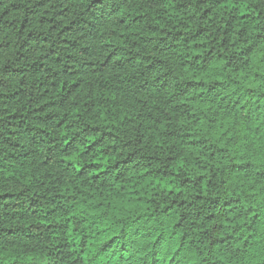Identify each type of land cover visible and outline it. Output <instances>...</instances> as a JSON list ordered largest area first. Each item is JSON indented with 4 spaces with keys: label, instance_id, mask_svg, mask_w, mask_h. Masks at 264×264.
<instances>
[{
    "label": "trees",
    "instance_id": "trees-1",
    "mask_svg": "<svg viewBox=\"0 0 264 264\" xmlns=\"http://www.w3.org/2000/svg\"><path fill=\"white\" fill-rule=\"evenodd\" d=\"M0 264H264V0H0Z\"/></svg>",
    "mask_w": 264,
    "mask_h": 264
}]
</instances>
